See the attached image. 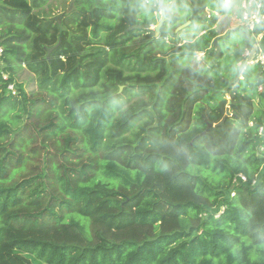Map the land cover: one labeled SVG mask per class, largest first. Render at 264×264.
I'll return each instance as SVG.
<instances>
[{
	"label": "trees",
	"instance_id": "1",
	"mask_svg": "<svg viewBox=\"0 0 264 264\" xmlns=\"http://www.w3.org/2000/svg\"><path fill=\"white\" fill-rule=\"evenodd\" d=\"M46 1L0 0V264H264L262 70L207 17L239 0Z\"/></svg>",
	"mask_w": 264,
	"mask_h": 264
},
{
	"label": "rangeland",
	"instance_id": "2",
	"mask_svg": "<svg viewBox=\"0 0 264 264\" xmlns=\"http://www.w3.org/2000/svg\"><path fill=\"white\" fill-rule=\"evenodd\" d=\"M71 2L72 0H47L44 4L41 5L40 8H38L37 10H34V14L39 18H46V19L57 18L63 15L66 11L70 10L69 7L71 5ZM237 18H238L237 13L234 11H231L229 14H226L223 16L219 15L214 24L213 30L219 37L225 38L226 36H229L228 35L229 33L235 32V30L239 28ZM159 20L160 19H157V24ZM153 28L154 27H151L152 30H154ZM179 28H177L176 31ZM228 39H229L228 48H230V50L229 49L228 50L225 49L226 51L224 50L225 55L219 63L220 70L224 72L225 74H229V72L225 70V65L228 62L229 63L231 62L230 57L232 54V49L234 46L239 45V38L235 36L234 34L233 35L231 34L228 37ZM142 44H143V40L137 39L133 43L128 45L125 50L127 52H132L138 49V47ZM164 50H166V47H159V49H156L155 53L160 55L164 52ZM202 58H205V55L196 54L195 59L191 61L190 65L195 67L197 65V62L201 60ZM166 59L168 60V57ZM36 80H37V77L33 73L29 72L28 69L22 65L18 73V76L16 78V81L23 85L24 90L26 92H32L36 90ZM132 102H134V98L131 99L130 103ZM26 171L27 172L30 171V168L27 167ZM260 173L261 171L255 176L254 181L258 179V177L261 175ZM230 196L231 197L234 196V193L230 194ZM220 210L221 211L214 212V214L217 215L218 213L222 212L223 208Z\"/></svg>",
	"mask_w": 264,
	"mask_h": 264
},
{
	"label": "built area",
	"instance_id": "3",
	"mask_svg": "<svg viewBox=\"0 0 264 264\" xmlns=\"http://www.w3.org/2000/svg\"><path fill=\"white\" fill-rule=\"evenodd\" d=\"M234 0H222L225 5H229ZM238 24L251 36L252 47L246 49L242 55V61L238 63L240 67L258 66L262 70V83L257 88L258 92H264V6L261 0H239L238 3ZM235 12V11H234ZM207 17L219 16L215 12H207ZM261 27V31L256 34L257 28ZM2 49L0 47V55ZM202 55V54H200ZM6 79V76H3ZM7 90L11 94H15L13 85H9ZM263 134L262 128L259 129V135ZM235 183H246V178L243 175H237Z\"/></svg>",
	"mask_w": 264,
	"mask_h": 264
},
{
	"label": "water",
	"instance_id": "4",
	"mask_svg": "<svg viewBox=\"0 0 264 264\" xmlns=\"http://www.w3.org/2000/svg\"><path fill=\"white\" fill-rule=\"evenodd\" d=\"M160 15H161V18H160V20H159L157 26H155V27L153 28L154 31H155V37L158 36V33H159V31H160V28H161L163 22L165 21V14H164L163 11H161ZM189 24H190V23L187 22V23H185L184 25L180 26L181 28L178 27L179 29H178L177 31H179V30L185 28V27L188 26ZM137 28H141V29H149V27H148L147 25H143V26H141V25L138 26V25H137V26H133V27H131L130 29H137ZM55 47H56V46H55ZM55 47L47 49V59H49V56H50L51 52L53 51V49H54ZM122 88H123V87H119V92H121ZM230 116H231V114L229 113V108L227 107V108L225 109V114H224L222 120H221L219 123L215 124V125L208 124V125H207V128H206V131H208L209 128H211V127H223L226 118H227V117H230Z\"/></svg>",
	"mask_w": 264,
	"mask_h": 264
}]
</instances>
